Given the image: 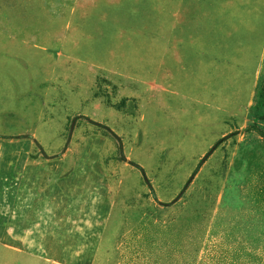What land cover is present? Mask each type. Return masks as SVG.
<instances>
[{"label":"rangeland","instance_id":"1","mask_svg":"<svg viewBox=\"0 0 264 264\" xmlns=\"http://www.w3.org/2000/svg\"><path fill=\"white\" fill-rule=\"evenodd\" d=\"M234 1L0 0V132L91 168L54 264H264V4Z\"/></svg>","mask_w":264,"mask_h":264},{"label":"crops","instance_id":"2","mask_svg":"<svg viewBox=\"0 0 264 264\" xmlns=\"http://www.w3.org/2000/svg\"><path fill=\"white\" fill-rule=\"evenodd\" d=\"M227 4L246 9L264 4V0H236ZM176 58L182 63V56L176 55ZM20 135H26V132H0V227L3 244L6 246L8 243L6 234L18 232L27 235L26 242L9 246L20 251L15 254L17 262L7 258L10 248L2 247L3 264H54L57 262L50 252L57 248L58 239L53 238V234L66 233L73 237L80 233L84 201H90L83 181L91 179V168L74 163L60 165L52 161H31L29 154L32 148L25 145V141H20L19 147L13 148L7 140ZM85 231L82 230L83 236L87 234Z\"/></svg>","mask_w":264,"mask_h":264},{"label":"trees","instance_id":"3","mask_svg":"<svg viewBox=\"0 0 264 264\" xmlns=\"http://www.w3.org/2000/svg\"><path fill=\"white\" fill-rule=\"evenodd\" d=\"M223 138H224V137H222V138H221V139H220V140L214 145V147L211 148V151H212L213 149H215V148H216V147L222 142ZM211 151H209L207 154H205V155H204V158H205L206 156H208V154H209ZM204 158H203V159H204ZM203 159H201L200 162H201ZM200 162H199V163H200ZM193 172H194V171H193ZM193 174H194V173H193ZM187 183H188V180H187V182H185V184H184L183 187L181 188L179 194L183 193V191H184L185 188H186Z\"/></svg>","mask_w":264,"mask_h":264}]
</instances>
